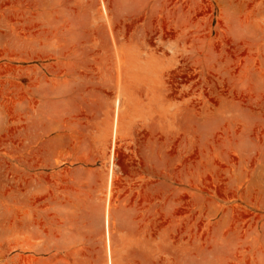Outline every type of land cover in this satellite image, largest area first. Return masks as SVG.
<instances>
[{
    "label": "rangeland",
    "instance_id": "rangeland-1",
    "mask_svg": "<svg viewBox=\"0 0 264 264\" xmlns=\"http://www.w3.org/2000/svg\"><path fill=\"white\" fill-rule=\"evenodd\" d=\"M0 264H264V0H0Z\"/></svg>",
    "mask_w": 264,
    "mask_h": 264
},
{
    "label": "bare ground",
    "instance_id": "bare-ground-1",
    "mask_svg": "<svg viewBox=\"0 0 264 264\" xmlns=\"http://www.w3.org/2000/svg\"><path fill=\"white\" fill-rule=\"evenodd\" d=\"M111 138H112V142H113V140H115L116 138H118L116 136V127H115L114 122H113L112 130H111ZM107 196H108V192L106 194V197ZM104 224H105V229H107V225H108V222H107V202L105 204V209H104Z\"/></svg>",
    "mask_w": 264,
    "mask_h": 264
}]
</instances>
